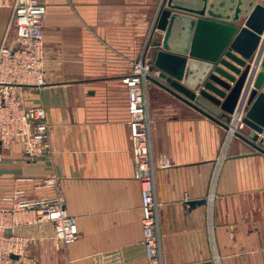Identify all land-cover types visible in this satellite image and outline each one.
<instances>
[{
    "label": "crops",
    "instance_id": "0c3cea01",
    "mask_svg": "<svg viewBox=\"0 0 264 264\" xmlns=\"http://www.w3.org/2000/svg\"><path fill=\"white\" fill-rule=\"evenodd\" d=\"M162 2L45 0V81L25 86L23 103L45 109L50 153L27 161L20 140L0 144V205L17 188L59 194L78 236L63 245L50 224L28 226L23 252L0 264H98L104 253L147 264L122 79L143 55L152 64ZM9 16L1 5L0 43L13 46ZM146 95L163 262L264 264V154L149 78ZM48 177L56 185L35 187Z\"/></svg>",
    "mask_w": 264,
    "mask_h": 264
},
{
    "label": "built area",
    "instance_id": "2783aa9c",
    "mask_svg": "<svg viewBox=\"0 0 264 264\" xmlns=\"http://www.w3.org/2000/svg\"><path fill=\"white\" fill-rule=\"evenodd\" d=\"M1 5L10 6L8 26L15 28V45L0 43V144L6 147L20 140L25 159L35 161L50 153L47 116L42 106H27L23 103V88L40 86L45 81L41 66L44 58L45 0H0ZM262 53L264 44L256 51L227 129L228 138L235 136V131L244 125L241 118ZM146 57L143 55L137 59L130 73L122 80L127 87L128 126L133 141V176L140 185L142 244L147 264H165L162 260L159 230L161 203L155 196L151 120L146 95L147 80L152 70L149 69ZM164 165L169 166L171 163L166 160ZM56 183L55 178L48 177L39 181L35 187L53 186ZM4 199L5 205H0V259L23 252L30 239V236L20 232L23 227L50 224L55 242L67 245L76 240V219L67 212L59 194L30 197L23 188H17ZM99 257L98 264H124L116 253H104Z\"/></svg>",
    "mask_w": 264,
    "mask_h": 264
},
{
    "label": "water",
    "instance_id": "95a60500",
    "mask_svg": "<svg viewBox=\"0 0 264 264\" xmlns=\"http://www.w3.org/2000/svg\"><path fill=\"white\" fill-rule=\"evenodd\" d=\"M155 27L163 35L152 42L157 74L148 78L227 129L264 44V0H163ZM246 103L247 130L234 134L264 154V53Z\"/></svg>",
    "mask_w": 264,
    "mask_h": 264
},
{
    "label": "rangeland",
    "instance_id": "374dc122",
    "mask_svg": "<svg viewBox=\"0 0 264 264\" xmlns=\"http://www.w3.org/2000/svg\"><path fill=\"white\" fill-rule=\"evenodd\" d=\"M229 123H230V122H229ZM229 123H228V124H229ZM227 129H228V128H227ZM227 129H226V130H227ZM238 131H239V132H243V127L238 128ZM236 137H237V136H236ZM24 228H26V227H23L22 229H24ZM22 229H21V230H22ZM21 230H20V232H21ZM21 233H23V232H21ZM26 244H27V243H26Z\"/></svg>",
    "mask_w": 264,
    "mask_h": 264
}]
</instances>
